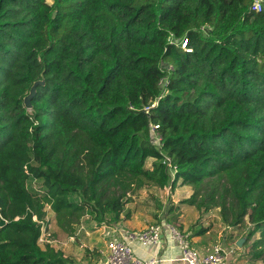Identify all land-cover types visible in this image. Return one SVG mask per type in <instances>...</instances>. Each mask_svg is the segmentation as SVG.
I'll return each mask as SVG.
<instances>
[{
	"label": "trees",
	"instance_id": "16d2710c",
	"mask_svg": "<svg viewBox=\"0 0 264 264\" xmlns=\"http://www.w3.org/2000/svg\"><path fill=\"white\" fill-rule=\"evenodd\" d=\"M253 1L0 0V264H67L38 244L46 206L72 235L85 211L120 220L124 192L106 197L109 185L175 189L216 176L230 224L247 217L263 254L264 0L259 12ZM163 78L168 93L146 114Z\"/></svg>",
	"mask_w": 264,
	"mask_h": 264
},
{
	"label": "rangeland",
	"instance_id": "374dc122",
	"mask_svg": "<svg viewBox=\"0 0 264 264\" xmlns=\"http://www.w3.org/2000/svg\"><path fill=\"white\" fill-rule=\"evenodd\" d=\"M201 31L202 35L207 37L209 27L205 26ZM152 163L153 160L148 159L146 167L150 168ZM225 183L224 177L216 176L205 180L198 187L178 183L175 189L171 186L159 188L145 180L132 181L125 191L109 185L106 189V197L118 196L124 192L122 198L124 206L120 220L116 221L112 214L105 213L98 222L87 211L80 218H73V242L64 249L63 257L66 256L67 264H92L99 254L101 243L97 241L109 236L113 227L121 228L125 225L130 228L129 230L137 231L149 224H163L173 226L196 249L202 244L203 246L198 249L208 251L218 245L225 253L232 251L230 253L232 258H238L235 264H264V249H261L263 254L260 257H255L260 248H255L253 245L259 239V233L250 236L252 226L247 217L238 225L230 224L233 217V211L230 209L232 199L224 191ZM39 186L40 183L36 181L27 182L28 190L41 196L37 193ZM191 198H193L192 203L186 202ZM45 210L46 232L53 238L64 241L68 234L57 225L55 215L48 206ZM3 223L0 218V226ZM200 230L205 232L196 241L195 234ZM59 248L62 249L63 246L59 245L54 249L59 250ZM152 250L153 246L149 247V251Z\"/></svg>",
	"mask_w": 264,
	"mask_h": 264
},
{
	"label": "built area",
	"instance_id": "2783aa9c",
	"mask_svg": "<svg viewBox=\"0 0 264 264\" xmlns=\"http://www.w3.org/2000/svg\"><path fill=\"white\" fill-rule=\"evenodd\" d=\"M253 11L259 12L261 10V0H255L252 8ZM205 26L201 28L204 29ZM169 44L180 47L183 51L191 52V49L187 47V38L182 37L174 40L171 36L168 39ZM170 71V67L165 68ZM167 78H163L159 82V88L161 90L160 95L149 106L143 108V112L149 113L150 109L157 106L158 101L165 95L168 90L166 88ZM149 130L151 134V140L160 155L161 163L168 169L169 175L172 177L174 168L172 166L171 158L163 151V140L159 134V125L149 123ZM171 182V181H170ZM171 184L168 183L165 187L170 188ZM164 187V188H165ZM36 221V218L33 217ZM46 218L39 222L41 224V234L38 239V244H45L51 248L56 246H64L73 242V236L68 235L64 241L58 238H53L51 234L47 233L45 228ZM45 227V228H44ZM167 232L169 240L177 246L178 258L184 264H224L225 256L227 253L223 249L215 245L211 248V251L202 255L196 250L191 242L182 236L173 226L163 224H149L144 229L139 231L124 230L123 238L119 240H113L106 245V256L103 264H159L162 262L161 256L151 257L147 260H143L135 256L133 244L137 243L143 248L151 246L161 245V237L164 232ZM45 246V247H46ZM44 247V248H45ZM43 248V249H44ZM56 250V249H55Z\"/></svg>",
	"mask_w": 264,
	"mask_h": 264
},
{
	"label": "crops",
	"instance_id": "0c3cea01",
	"mask_svg": "<svg viewBox=\"0 0 264 264\" xmlns=\"http://www.w3.org/2000/svg\"><path fill=\"white\" fill-rule=\"evenodd\" d=\"M129 229L130 228H128L125 225H123L121 228H119L118 226H115L112 228V231H110L109 236H105V238L103 237L104 239H100L101 241H97V243H99V244L101 243L102 245L100 244V247L98 249L99 254L96 255V257H95L96 261H94L92 264H103V262L105 260V256H106V245H107V243L110 241H113V240L122 239L123 234H124L123 231L129 230ZM139 230H137V231H139ZM195 236H197L196 237V241H197L200 237H199V235H195ZM39 246L43 249L46 245L40 243ZM202 246L203 245L201 244V245H199L198 248H201ZM66 247H68V244L64 245L62 249L59 248L58 251L63 252ZM133 248H134L135 256H137L138 258H141L143 260H147L151 257L161 256L162 262L159 264H184L179 260V258H178L179 254H178L177 246L169 240V237H168L166 230L161 237V245H159L157 247L154 246L153 250L151 252L149 251V247L143 248L137 243L133 244ZM198 248L197 249L195 248V249L198 250L202 255L207 254L211 251V248L208 251H204V250L198 249ZM230 253H227V255L225 256L224 264H235L234 262L236 261V259H238L237 257L232 258V255ZM228 256H229V258H228Z\"/></svg>",
	"mask_w": 264,
	"mask_h": 264
},
{
	"label": "water",
	"instance_id": "95a60500",
	"mask_svg": "<svg viewBox=\"0 0 264 264\" xmlns=\"http://www.w3.org/2000/svg\"><path fill=\"white\" fill-rule=\"evenodd\" d=\"M38 84H42V82H35L30 90H29V93L28 95L23 99V106L24 108H26L27 110H30L31 109V99L34 97L35 95V92H36V86ZM2 220V219H1ZM238 244H240V242H238Z\"/></svg>",
	"mask_w": 264,
	"mask_h": 264
}]
</instances>
